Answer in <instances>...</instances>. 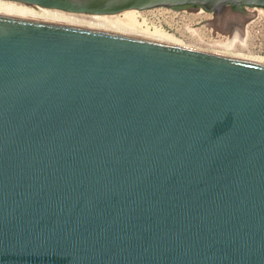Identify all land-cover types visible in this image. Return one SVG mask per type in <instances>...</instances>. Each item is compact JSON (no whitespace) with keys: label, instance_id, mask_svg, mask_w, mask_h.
Masks as SVG:
<instances>
[{"label":"water","instance_id":"water-1","mask_svg":"<svg viewBox=\"0 0 264 264\" xmlns=\"http://www.w3.org/2000/svg\"><path fill=\"white\" fill-rule=\"evenodd\" d=\"M240 6L0 0V264H264V63L23 11Z\"/></svg>","mask_w":264,"mask_h":264},{"label":"rangeland","instance_id":"rangeland-1","mask_svg":"<svg viewBox=\"0 0 264 264\" xmlns=\"http://www.w3.org/2000/svg\"><path fill=\"white\" fill-rule=\"evenodd\" d=\"M248 10L256 11L258 14L244 25L235 19L217 20L212 12L202 9L187 10V18L184 20L174 18L172 15H162L160 20H153L157 28L161 22L164 31L174 35L180 45L248 59H264V9L249 7ZM227 12L233 13L226 11L225 15ZM145 14L147 13H141L142 16ZM136 18L138 22H142L141 17L137 15ZM212 18L217 20L213 24L210 22ZM125 28L120 31L133 32L135 27ZM237 28L242 29L241 33Z\"/></svg>","mask_w":264,"mask_h":264},{"label":"bare ground","instance_id":"bare-ground-1","mask_svg":"<svg viewBox=\"0 0 264 264\" xmlns=\"http://www.w3.org/2000/svg\"><path fill=\"white\" fill-rule=\"evenodd\" d=\"M24 13L29 19L48 21L60 24H69L75 26H81L86 28H94L101 30H108L113 32H119L123 34L135 35L145 37L161 42H167L172 44L180 45L174 35L167 33L160 28H150L143 26L142 22H138L136 14H120V15H97V14H86L77 12H67L60 10H50L41 8L23 7ZM123 15V17H121ZM237 20L243 22V25L248 21V17L238 15L236 13H229L225 15L224 20ZM124 25V27H123ZM134 26L133 32L120 31V29H126V26ZM130 28V27H129ZM240 33L241 28H237ZM237 33V32H236ZM242 58V57H241ZM264 63V59L253 58Z\"/></svg>","mask_w":264,"mask_h":264},{"label":"built area","instance_id":"built-area-1","mask_svg":"<svg viewBox=\"0 0 264 264\" xmlns=\"http://www.w3.org/2000/svg\"><path fill=\"white\" fill-rule=\"evenodd\" d=\"M204 10V9H202ZM190 11V10H189ZM187 10L186 11H169V12H153V13H147L145 14V16H142L141 13H137L138 17H141L142 19V23H143V26H148L150 28H157V24H155L154 20L155 19H159L160 20V17L163 15V16H167V15H172L174 18H180L181 20H184L185 18H187ZM214 17V16H213ZM154 19V20H153ZM214 18H212L210 20V22L213 20ZM160 22V21H159ZM213 24V23H212ZM159 28L163 29V25L162 23L160 22V25H159Z\"/></svg>","mask_w":264,"mask_h":264},{"label":"flooded vegetation","instance_id":"flooded-vegetation-1","mask_svg":"<svg viewBox=\"0 0 264 264\" xmlns=\"http://www.w3.org/2000/svg\"><path fill=\"white\" fill-rule=\"evenodd\" d=\"M250 6H240V7H234L235 10H243V12H246Z\"/></svg>","mask_w":264,"mask_h":264}]
</instances>
